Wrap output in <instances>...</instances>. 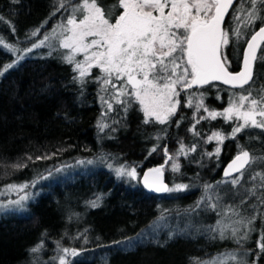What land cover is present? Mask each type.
I'll return each mask as SVG.
<instances>
[{"label": "trees", "instance_id": "trees-1", "mask_svg": "<svg viewBox=\"0 0 264 264\" xmlns=\"http://www.w3.org/2000/svg\"><path fill=\"white\" fill-rule=\"evenodd\" d=\"M74 2L77 0H71ZM56 3L57 0H19L18 3L0 0V16L4 18L0 21V37L4 43L23 50L32 48L45 35L50 37L45 45L25 53L22 60L0 75V190L9 184L35 181V186L27 190L32 198L22 210L0 211V264H33L34 261L56 264L51 258L58 248L57 242L59 247L82 250L71 259L72 264H195L198 259L234 249L232 239L213 238L214 234L206 231L217 225L221 215L218 208L212 210L204 203L199 208L196 205L208 193H218L219 182L232 178H224L222 168L238 153L239 146L254 155H264V130L248 128L233 139L230 134L236 122L222 116L202 118L208 115L193 105L188 106L186 91L179 97L176 114L165 124L144 123V114L135 101L127 113L114 100L113 110H108L100 97L109 99V96L101 92L100 83L94 79L99 76V69L93 68L81 86L73 79L78 75L73 71L74 65L62 59L67 50L60 47L58 36L53 40L52 32L66 17L63 9L55 11ZM241 4L248 8L247 0H237L225 19L224 28L230 33L237 25L234 9ZM119 9L113 10V21ZM260 23L240 24L243 38L237 42L233 37L225 49L231 61L229 70L240 68L246 41ZM13 27L15 31L11 30ZM33 32L37 34L32 35ZM15 59V53L0 44V71ZM261 86H264V63L258 60L254 81L244 89L219 82L191 89L203 93V104L208 111L222 112L237 93L247 94L251 88L253 95H257ZM101 123L108 127L101 130ZM216 132L228 138L222 143L209 140ZM181 143L186 151L192 146L196 151L179 155ZM153 148L156 151L151 152ZM42 156L50 158L36 159ZM169 156L173 159L169 160ZM93 159L99 165L51 178L58 175L56 168L73 167L79 161ZM173 163L179 164V171L172 170ZM16 164L27 167L17 169ZM112 164L136 167L140 177L146 169L163 165L165 181L171 187L186 184L189 188L151 193L141 182L130 184L118 177L115 167H108ZM254 170L264 171V167L256 165ZM42 176L47 179H39ZM241 183L243 190L232 203L239 206L243 217L256 214L258 220L253 223L255 230L248 239L242 240L243 248L249 251L243 260L247 264H264V252L256 245L257 240L264 242L260 240L264 206L258 205L255 197L244 194V188L255 183L248 180V172ZM97 196L101 198L99 207L93 208L88 202ZM177 213L184 219L178 232ZM189 216L193 225L186 223ZM164 218L167 223L150 239L128 247L114 243L124 244L160 219L164 222ZM229 223L226 219V224ZM170 232L176 234L169 238ZM40 242L43 250L31 253L30 249ZM105 250L111 252L108 259L89 255L92 251L96 255Z\"/></svg>", "mask_w": 264, "mask_h": 264}, {"label": "snow or ice", "instance_id": "snow-or-ice-1", "mask_svg": "<svg viewBox=\"0 0 264 264\" xmlns=\"http://www.w3.org/2000/svg\"><path fill=\"white\" fill-rule=\"evenodd\" d=\"M12 2L18 3L19 0ZM234 3L235 0H116L115 4L109 6L106 11L100 0H82V3L77 0L75 4H72L71 0H57L55 11L59 12L63 9L69 15L65 18L66 22H61L53 29L52 36H58L60 47L67 50L66 54H62V59L67 64L74 65L73 71L78 75L73 79L81 86L91 75L93 68L99 69L101 75L94 79L100 83L101 92L109 96V99H105L103 95L100 97L108 110H113L114 100L127 113L131 102L135 101L144 114V123L165 124L176 114L180 104V91L191 89L193 86L212 85L213 82H222L224 85L240 89L253 83L256 62L259 60L264 63V0H247V9L243 4L234 9L236 14L233 19L237 25L230 33L224 28V21ZM116 8L122 11L115 16L113 22V10ZM3 19L0 16V21ZM257 21L261 23L258 30L254 31L246 41L241 70L229 71L231 61L228 60L225 49L233 42V37L237 42L243 38L241 23L251 26ZM11 30L15 31L14 27ZM36 34V32L32 33V35ZM49 39L50 37L45 35L39 44H33L32 48L23 50L4 43L2 37L0 44L10 52L29 53ZM79 54H83L82 60L77 59ZM23 58L18 56L12 64L3 66L0 75ZM187 104L189 107L192 106L193 96L187 97ZM203 107V93H201L196 109L199 111ZM204 110L208 112V117L202 118L216 119L222 116L228 121H237L236 127L230 134L233 139L248 128L264 130V86H261L257 95H253L251 88L248 89L247 94L235 95L222 112L208 111L206 108ZM106 127L107 124H100L101 130ZM194 129L193 125L192 130ZM226 138L228 137L216 132L209 137V140L215 139L222 143ZM154 151L155 148L151 149V152ZM164 151L167 153V149ZM188 151H196L195 146L186 151L181 143L179 155H187ZM219 152L220 148L217 147L215 154L218 155ZM49 158L42 156L36 159ZM28 159L31 160V157ZM168 159L172 160L173 157L169 156ZM78 163L91 164L93 161ZM256 165L264 167V155H254L241 145L224 175L232 177L227 183L240 185L243 188L241 182L244 180L245 172H248V180L255 183L250 188H244V194L255 197L258 205L264 206V171H255ZM14 167L20 169L27 165L16 164ZM108 167L112 166L108 165ZM179 167L178 163L172 164L173 171H179ZM62 170L56 168L54 171ZM115 172L118 177L127 176L135 179L138 176L136 167L122 165L116 168ZM163 173V165L149 168L143 174V184L158 193L178 192L189 188L186 184H177L170 188L163 181ZM234 173L238 175L233 176ZM51 175L50 171L49 176ZM39 179H47V177L42 176ZM34 186L35 181L31 184L7 185V191L23 193V195L6 203L0 201V210H22L25 202L32 198V195L25 190ZM211 187L205 186L206 189ZM5 194L0 193V195ZM100 199L97 196L96 200L88 203L93 208L99 207ZM212 199L213 197L202 198L196 208L204 203L212 210L217 209L220 206L218 202L222 198L216 194L214 199L217 203H211ZM243 203L245 201L241 197V204ZM255 207L253 206L254 210ZM224 208L226 213L239 219L229 224L218 221L215 227L210 226L206 231L213 233V238L234 239L238 244L242 240H247L249 234L255 230L252 225L257 215L242 217L238 205H225ZM242 229L243 232L240 234ZM175 234L170 232L169 238ZM260 240L264 241V230L260 233ZM114 243L123 242L114 241ZM57 245V255L51 260L58 261V264H72L70 257H76L82 251L76 248H61L59 242ZM43 248V242H40L31 248L30 252L40 253ZM258 248L260 252H264V242L259 243ZM227 259L236 261L237 264H247L234 253H230ZM197 264H224V260L217 256L208 260L198 259Z\"/></svg>", "mask_w": 264, "mask_h": 264}, {"label": "rangeland", "instance_id": "rangeland-1", "mask_svg": "<svg viewBox=\"0 0 264 264\" xmlns=\"http://www.w3.org/2000/svg\"><path fill=\"white\" fill-rule=\"evenodd\" d=\"M79 2H81L82 3V0H79ZM100 2H101V4L103 5V6H105L106 8V11L108 10V7L109 6H111V5H109V4H111L112 2H116V0H112V1H108V0H100ZM76 2H74L73 4H75ZM122 11V9H119V12H118V15L120 14V12ZM69 15V13L68 12H66L65 11V17H67ZM117 15V16H118ZM66 22V21H65ZM114 22V21H113ZM59 31V30H58ZM56 38H57V36H55V39L53 38V40L55 41L56 40ZM41 41V40H40ZM40 41L39 42H37L36 44H39L40 43ZM47 42V41H46ZM46 42L43 44V45H45L46 44ZM52 43V42H51ZM42 46V45H41ZM40 46V47H41ZM39 47H37V48H33L34 50H37ZM36 52V51H35ZM15 53V58L17 59V57L18 56H24V54H25V52H14ZM15 59V60H16ZM77 59H80V60H82L83 59V54H79L78 56H77ZM92 71H93V69H92ZM99 75H101V73L99 74ZM117 84H118V86H119V82H117ZM198 90H200V89H198ZM183 91H186V95H187V97L188 96H193V106L196 108V105L199 103V100H200V91H194L193 89H187V90H183ZM183 91H180V95H181V93H183ZM238 94H241L240 92L239 93H237V95ZM180 95H179V97H180ZM229 106V105H228ZM227 106V107H228ZM226 107V108H227ZM202 111H204L207 115H208V112H206L204 109H205V105H204V107L203 108H200ZM225 109V108H224ZM234 122H236L235 123V125H234V127H236V124H237V121H235V120H233ZM233 127V128H234ZM114 159V158H113ZM90 161V160H89ZM91 161H93V163H91V164H88V163H84V164H80V163H77L75 166H73V167H71V166H69V167H67V168H62L63 170L62 171H59V172H57L58 173V175H55V176H53V177H51V178H56V176H64V174H66V173H70V172H73L74 170H80V169H88V168H92V167H95V165H99V162H98V160H96V159H93V160H91ZM107 162V161H106ZM113 168H114V171H115V169L116 168H119V167H121V166H117L116 167V165L115 164H112L111 165ZM126 167H132V166H129V165H127ZM116 173V172H115ZM142 176V175H141ZM235 176V175H234ZM120 178H122V179H124V180H126L128 183H130V184H135V183H138V182H140V176L138 175L135 179H130V178H128L127 176H124V177H120ZM231 180V179H230ZM25 183V182H24ZM32 182H29V184H31ZM220 183V185H221V187H220V189H219V192L218 193H213V192H211V193H208V197H213V199H212V201H211V203H217V201L214 199V197H215V195L216 194H219V196L222 198L218 203H219V207H218V210L220 211V216H219V220H217V222L218 221H222L224 224H226V219L228 220V222H232V221H235V220H237V219H239V217H237V216H235V217H232V219H231V215L229 214V213H226L225 212V208H224V206L225 205H234V206H236L234 203H232V201H234V199L236 198V197H238L240 194H241V191L243 190V188L240 186V185H230L229 183H227V182H225V181H221V182H219ZM14 185H19V184H23V183H13ZM168 186L170 187V188H173V187H171L169 184H168ZM242 189V190H241ZM28 189H26L25 191H27ZM27 192H29V191H27ZM0 193H6L5 195H0V201H3V202H7V201H9V200H16V199H18L19 198V195H23V193H17V192H12V191H7V189H6V186H4L1 190H0ZM211 194H212V196H211ZM241 197H243V196H241ZM27 202V201H26ZM25 202V203H26ZM241 209H242V207H241ZM0 211H4V210H0ZM5 211H16V210H5ZM242 217H243V215L242 214H240ZM183 216L180 214V213H177L176 214V218H177V222H176V224H175V229L177 230V232L180 230V228H181V226H180V224H181V221H183L184 219L182 218ZM184 218H186V217H184ZM191 217L189 216L188 218H186V223L189 225H193V221H192V219H190ZM257 219V218H256ZM262 219H263V230H264V217H262ZM256 221H258V220H255L254 221V223L256 222ZM167 223V221H165V218H164V222H163V219H160L157 223H155V224H152L149 228H147V229H145L143 232H141L139 235H137V236H135V237H133L131 240H129V241H127V242H125L124 244L122 243L121 245H123V246H125V247H128V246H130V245H132V244H135V243H138V242H140V241H143L144 239L145 240H148V239H150L149 237H151V235L152 234H154V233H156L161 227H163L165 224ZM161 224H163V225H161ZM232 241L235 243V247H234V249H232V250H229V251H226V252H220V253H217V254H215V255H212V256H210V257H208V258H206V259H204V260H208V259H210V258H214V257H217V256H219V257H221V259H223L224 260V263H226V262H228V261H233V260H230V259H227V256L230 254V253H234L239 259H241V260H243V258H244V256L246 257V255H245V252H247V254L249 253V251L248 250H246V249H244L243 248V242L241 241L239 244L234 240V239H232ZM260 242H259V240H257V242H256V245H258ZM61 247V246H60ZM61 248H67V247H61ZM114 251V250H113ZM111 254V252L110 251H103L102 253H98V254H96L95 255V251H92L89 255H91L92 257L91 258H95V256H97V257H100V258H106V259H108L109 258V255ZM57 255V249L54 251V255L53 256H56ZM72 258H74V257H70V259H72ZM56 264H58V261H54ZM233 262H235V261H233ZM236 264H237V262H235ZM195 264H197V262L195 263Z\"/></svg>", "mask_w": 264, "mask_h": 264}, {"label": "water", "instance_id": "water-1", "mask_svg": "<svg viewBox=\"0 0 264 264\" xmlns=\"http://www.w3.org/2000/svg\"><path fill=\"white\" fill-rule=\"evenodd\" d=\"M236 1H237V0H235V2H236ZM229 11H230V9H229ZM226 17H227V15H226ZM226 17H225V19H226ZM224 22H225V21H224ZM258 28H259V27H258ZM258 28H257L256 30H258ZM256 30H255V31H256ZM249 38H250V37H249ZM249 38H248V39H249ZM245 49H246V44H245V46H244L243 52L245 51ZM242 54H243V53H242ZM241 67H242V59H241L240 68H239L238 70H236V71H232V72H238V71H240V70H241ZM229 71H231V70H229ZM219 83L223 84L222 82H219ZM223 85H224V84H223ZM225 86L232 87V86H230V85H225ZM236 155H237V154H235L233 157H231V158L226 162V164L223 166V168H222V176H223L224 178H230V177H225L224 172H225V170L227 169L228 165L232 162V160L234 159V157H235ZM157 167H160V165H159V166H155V167H151V168H157ZM148 169H149V168H148ZM148 169H146V170L143 172V174H144L145 172H147ZM143 174H142L141 179H140L141 185H142L147 191H149V192H151V193H158V192H155V191L150 190V189H148L147 187H145V185L143 184ZM235 174H237V173H234L233 175H235ZM163 181H164L165 184L168 185V183L165 181L164 173H163Z\"/></svg>", "mask_w": 264, "mask_h": 264}, {"label": "flooded vegetation", "instance_id": "flooded-vegetation-1", "mask_svg": "<svg viewBox=\"0 0 264 264\" xmlns=\"http://www.w3.org/2000/svg\"><path fill=\"white\" fill-rule=\"evenodd\" d=\"M196 87V86H193V88Z\"/></svg>", "mask_w": 264, "mask_h": 264}]
</instances>
